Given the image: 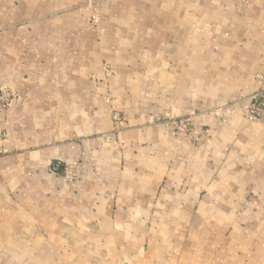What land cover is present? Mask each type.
<instances>
[{
  "label": "crops",
  "instance_id": "0c3cea01",
  "mask_svg": "<svg viewBox=\"0 0 264 264\" xmlns=\"http://www.w3.org/2000/svg\"><path fill=\"white\" fill-rule=\"evenodd\" d=\"M0 87V264H264L259 0H0Z\"/></svg>",
  "mask_w": 264,
  "mask_h": 264
},
{
  "label": "built area",
  "instance_id": "2783aa9c",
  "mask_svg": "<svg viewBox=\"0 0 264 264\" xmlns=\"http://www.w3.org/2000/svg\"><path fill=\"white\" fill-rule=\"evenodd\" d=\"M243 2H247L248 0H241ZM262 7H264V0H259ZM253 102L249 109L246 112V118L249 121L256 120L259 116L262 110L264 109V100L262 98V94L258 93L252 97ZM16 100V94L13 90L9 88L0 87V112H3L7 108H9L14 101ZM113 120L115 122H119L120 118L113 117ZM76 171L74 167L65 165L62 169V176L68 180H74L76 178Z\"/></svg>",
  "mask_w": 264,
  "mask_h": 264
},
{
  "label": "rangeland",
  "instance_id": "374dc122",
  "mask_svg": "<svg viewBox=\"0 0 264 264\" xmlns=\"http://www.w3.org/2000/svg\"><path fill=\"white\" fill-rule=\"evenodd\" d=\"M239 3H246V2H243V1H241V0H237ZM91 22L93 23V24H96V22H97V18H95V16L94 17H92L91 18ZM104 72H105V74H106V76H110V75H112V70L109 68V67H107V66H105L104 67ZM111 118H112V120H113V117H117V118H120V121H121V119H122V114L119 112V111H117L116 109H114V108H112L111 109ZM170 118V116L167 114V115H165V116H161V115H154V116H152V117H150V122H152V123H156V122H162V121H164V120H166V119H169ZM114 121V120H113ZM119 121V122H120ZM115 122V121H114Z\"/></svg>",
  "mask_w": 264,
  "mask_h": 264
}]
</instances>
